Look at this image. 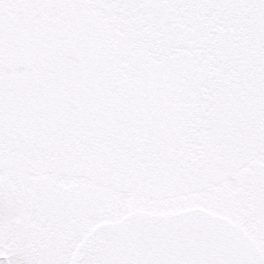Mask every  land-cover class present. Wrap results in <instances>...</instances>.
<instances>
[{
	"label": "snow or ice",
	"instance_id": "1",
	"mask_svg": "<svg viewBox=\"0 0 264 264\" xmlns=\"http://www.w3.org/2000/svg\"><path fill=\"white\" fill-rule=\"evenodd\" d=\"M0 264H264V0H0Z\"/></svg>",
	"mask_w": 264,
	"mask_h": 264
}]
</instances>
